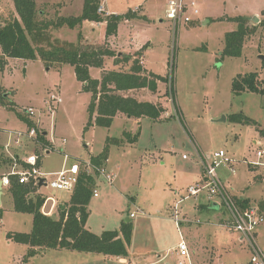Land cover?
Here are the masks:
<instances>
[{"label": "rangeland", "instance_id": "obj_1", "mask_svg": "<svg viewBox=\"0 0 264 264\" xmlns=\"http://www.w3.org/2000/svg\"><path fill=\"white\" fill-rule=\"evenodd\" d=\"M36 1L39 16L53 21L59 17L80 15L85 4V0ZM99 1L100 5L105 2ZM184 2H194L198 13L194 14V9H190L187 14L192 21L183 22L176 30L165 14L168 0H110L108 6L104 3L106 12L113 10L122 14L140 10L133 26L121 25V38L133 42V37L140 46L150 41V45L148 43L127 55L138 57L146 71L158 77L157 90L134 91L133 96L162 106L164 111L159 119L144 118L136 124L133 118L117 115L109 127L92 125L88 109L92 93L85 89L71 64L47 66L40 58H7L8 63L0 68V142L5 141L4 151L0 152V179L12 171L14 163H17L18 170L25 165L29 167L24 161L28 152L29 155H40L39 169L53 173L62 167L65 153L69 156V164L79 162L85 168L91 157L107 145H115L108 163L114 181L109 183L96 173L99 192L90 205L87 227L96 233L119 229L129 217L134 229L127 256L129 262L117 256L65 248H41L38 254L26 260L24 257L30 245L15 242L8 234L30 232L33 215L16 210L11 190L3 185L0 264H150L156 259V248L161 254L166 253L168 248L180 242L181 233L187 232L184 225L178 232L171 208L188 195L190 183H202L197 181L201 179L203 167L198 149L205 155L219 149L226 150L236 170L232 172L227 165H222L218 168V175L233 194L255 200L251 204H258L264 215V165H253L257 145L252 142L253 137H258L261 146L264 145V138L260 136L264 130V92H235L232 87L233 80L245 73L258 72L264 79V0ZM100 15L109 16L106 13ZM241 15L250 17L248 25L256 32L247 37L242 56H229L224 52L226 34L237 28L234 18ZM253 16H258V22ZM17 18L15 0H0V22ZM98 22L85 20L73 28L68 25L55 27L51 30L52 36L60 42H72L82 50L102 47L115 53L121 51L118 43L114 45L113 35L107 37L106 27ZM131 64L132 60L118 61L116 55H106L103 65L90 66L89 72L92 78L101 79L104 73L114 69L129 71ZM120 93L130 96L126 91ZM52 94H58L59 98L53 117L48 109ZM28 107L34 108V116L28 117L25 113L24 109ZM235 115L237 119L232 118ZM30 121L38 131H49L48 141L51 145L53 142L50 150L36 139L27 137L17 148L11 146L10 150L7 149L6 143L12 139L13 131L27 132ZM126 130L138 132L132 143L124 135ZM113 138L120 142L110 143ZM19 152L24 155L18 156ZM21 160L25 162L22 166ZM190 167H193L191 177L182 181L185 183L182 185L181 173ZM53 177L51 174L47 176L48 180ZM38 188L29 197L46 196V193L62 203L70 199L67 191L43 185L39 193ZM177 188L180 193L176 197L174 191ZM201 202L209 203L212 211L215 209L209 215L213 224L192 223L198 227L195 237L201 251H207L208 256L211 245H216L214 250L220 256L219 264H250L247 244L240 240L237 232L220 224L224 222L221 218L223 211L214 207L213 200L208 201L204 195L189 196L180 203L179 216L206 221L205 215L197 210ZM49 209L50 205L46 211ZM131 213L134 217L129 216ZM257 236L264 249V223L259 225ZM144 249H147L146 256L138 255ZM172 252L175 253V249ZM172 252L167 260L158 264H179L180 257L172 256Z\"/></svg>", "mask_w": 264, "mask_h": 264}, {"label": "trees", "instance_id": "obj_2", "mask_svg": "<svg viewBox=\"0 0 264 264\" xmlns=\"http://www.w3.org/2000/svg\"><path fill=\"white\" fill-rule=\"evenodd\" d=\"M99 0H85L83 11L73 17H59L53 21L39 16L36 0H15V8L19 18L6 20L0 26V68L8 63V57L37 60L42 59L47 66L52 64H71L79 80L84 82L86 90L91 91L92 99L88 109L90 110V122L92 125L109 127L114 117L122 113L129 117L159 119L164 108L152 101H140L134 96H125L120 91L132 88H147L157 90V79L152 72L146 71L138 57H132L122 53L118 56L114 50L107 48H94L82 50L72 42L55 40L51 30L55 27L68 25L70 28L82 24L85 20L105 21L106 36L117 32L118 25L123 20L139 17L136 12L129 11L125 14L110 13L107 18L101 16L97 9ZM238 23L235 30L226 34L224 52L229 56H242L243 45L255 28H250V17L240 16L234 18ZM262 22V21H261ZM55 40V41H54ZM139 54V52H138ZM116 55L118 61L130 62L129 71L114 69L103 74L101 79L92 78L89 72L90 66H102L104 56ZM235 92L251 90L264 92V79L258 72L245 73L235 78L232 82ZM237 119L235 115L232 117ZM246 120V118H245ZM242 121V120H241ZM247 121V120H246ZM30 126L34 122L30 121ZM264 134V130H262ZM128 142L135 141L138 134H126ZM44 143L50 142L44 134L39 135ZM119 143L117 138L110 139V143ZM109 146L90 159L91 165L97 168L103 167L108 158ZM27 167V165H25ZM82 172L77 186L68 202L59 206L58 218L46 214L43 211V203L46 196L37 195L35 198L29 194L38 188L32 183H19L18 177L10 176V187L16 210L28 212L33 215V227L30 232L9 233L8 236L15 242L30 245L24 259L28 260L41 251V248H65L75 251L101 253L105 256L127 257L132 244L133 222L123 221L116 230H104L96 234L89 230L87 220L90 214L89 205L96 187V173ZM239 204L246 209L251 204L248 198H237ZM2 216V208H0Z\"/></svg>", "mask_w": 264, "mask_h": 264}, {"label": "built area", "instance_id": "obj_3", "mask_svg": "<svg viewBox=\"0 0 264 264\" xmlns=\"http://www.w3.org/2000/svg\"><path fill=\"white\" fill-rule=\"evenodd\" d=\"M195 3L192 2L188 4L184 0H168V5L165 10V14L169 19L172 20L174 29H178L183 22H191L192 18L187 14L190 9H194V14L198 13V9L194 8ZM97 12L99 14L106 13L104 5H99ZM107 14V13H106ZM110 15V14H107ZM52 102L49 103V111L51 117L56 114L55 106L59 101L58 94H52L50 96ZM28 117L34 116L36 111L33 107H28L24 109ZM44 134V131H38L34 126H30L29 130L26 132L24 130L13 131V137L6 143V148L10 150L9 147H18L22 142L24 137L29 139H36V141L43 144V146L50 150L51 146L40 140L39 135ZM45 135V134H44ZM261 138H264L262 135ZM257 145L254 155L256 157L254 164L255 166L264 165V145L261 146V142L256 139L254 142ZM46 144V145H45ZM53 148V147H52ZM203 165V179L202 183L191 184L188 189L189 196L199 197L200 195H205L209 200H213V204L223 211L224 222L221 223L226 229H230L239 234L240 240L247 244L251 258L250 264H264V249L260 246L257 236V229L259 225L264 223L263 210L258 204H250L248 207L243 208L237 197L229 190L227 186L223 183L222 179L218 175V168L222 165H227L232 172H235V167L232 164V159L228 156L227 151L224 149L215 150L211 154L205 155L201 151H197ZM186 158V155H183ZM69 156L65 153L64 162L62 167L53 173L47 172L42 168H38V157L36 154L27 155L24 161L29 167H22L20 170L17 169V163L13 164L12 171L3 177L2 186L10 187V176L15 175L18 177L19 183H32L37 187H40V178L44 179V186L50 187L54 190H63L69 193H73L79 177L82 172L87 174H93L96 170V166L91 165L90 161L86 162L85 168H82L81 163L73 162L68 163ZM99 175L105 177L109 183H113L114 174L108 171L106 166L97 168ZM51 174L54 177L48 180L47 176ZM98 187L94 189L93 197L98 195ZM52 199V198H50ZM180 199L173 207L172 215L177 222L178 227L182 219L179 216L180 213V203L183 201ZM47 214V213H46ZM130 217H134V213L129 214ZM182 239L177 244L176 251L178 256H180L179 264H192L190 261V252L186 240Z\"/></svg>", "mask_w": 264, "mask_h": 264}, {"label": "crops", "instance_id": "obj_4", "mask_svg": "<svg viewBox=\"0 0 264 264\" xmlns=\"http://www.w3.org/2000/svg\"><path fill=\"white\" fill-rule=\"evenodd\" d=\"M110 0H105V5L107 4V6H108V2H109ZM104 3H103V5H104ZM105 8V7H104ZM138 11H140V10H138ZM138 11L136 12V14L138 15V16H140L139 14H138ZM105 12H106V9H105ZM107 14H110V13H116L115 11H113V10H110V12H106ZM127 13V12H126ZM116 14H121V13H116ZM122 14H125V13H122ZM135 18V19H134ZM134 18H129V20H123V21H121L120 23H119V25H118V28H117V32L115 33V34H113V37H112V41H113V43H114V45H116L117 43L122 47V50L121 51H119L118 50V54L119 53H124V54H130V53H134V51H137V50H140L141 48H143L145 45H147L148 43V45H150V41H148V43H146L144 46H140V44H138V42L137 41H134L133 40V37H131V41H133V42H127V38L125 39V40H122V38H121V36H122V34H121V32H120V30H121V25H123V24H130V26H131V24H132V26H133V24L136 22H134L133 23V21L134 20H137V18L138 17H134ZM147 18V17H146ZM264 20V19H263ZM207 21V20H206ZM2 24H4V22H1ZM98 23H100V24H102V25H104L105 27L107 26L106 25V22L105 21H100V22H98ZM105 34H106V29H105ZM132 35V34H131ZM112 36V35H111ZM110 36V37H111ZM118 38V40H115V39H117ZM130 40V39H129ZM135 42H136V45H133V43L135 44ZM139 46V47H138ZM148 47V46H147ZM129 50V51H128ZM144 53V52H143ZM120 56V55H119ZM12 60H18V59H23V58H11ZM144 63H145V61H144ZM58 65H60V66H62L63 64H58ZM144 68H145V66H143ZM146 69V68H145ZM141 90H143V92H148V91H150V89L148 90L147 88H144V89H137V88H132L130 91H128V90H126V92H128V94L131 96H133V94L136 92V91H138V92H141L142 93V91ZM135 91V92H134ZM137 93V92H136ZM138 95V94H137ZM136 95V96H137ZM140 98V97H139ZM138 100H140V101H147V100H142L141 98L140 99H138ZM119 116H122V117H128V118H130V119H134L135 121L134 122H136V124H139L140 122H141V119H144V118H147V117H141V118H135V117H129V116H127V115H125V114H122V113H120V114H118ZM127 133H130L132 136L133 135H135V134H137L136 132H134L133 130L132 131H128V130H126V131H124V135H126ZM0 134L2 135V133L0 132ZM44 134H45V137L47 138L48 136H49V131H44ZM262 135H264L262 132H260V136L262 137ZM50 139H51V137H50ZM256 139H258V137H253L252 138V142H254V140H256ZM47 140H49L48 138H47ZM52 141V140H51ZM3 143H5V141H3L2 140V142H0V152L2 153L4 150L2 149L3 148ZM114 144H115V142H114ZM52 145H53V142H52ZM51 145V146H52ZM113 147H115V145L113 146ZM113 147H109V152H108V158L106 159V161L104 162V165L106 166V168H107V170L108 171H112V169L110 168L111 166H109V161H110V155H111V151H112V148ZM53 148H55L56 149V147H53ZM20 149V148H19ZM102 151H103V149H102ZM101 151V152H102ZM197 151H201V150H197ZM101 152H99L98 154H100ZM0 153V154H1ZM32 153V152H31ZM30 153L28 152V153H25V157H26V155H29ZM36 155H38L37 153H35ZM97 154V155H98ZM22 155H24L23 153H21V152H19V154H18V156H22ZM96 155V154H95ZM94 155V156H95ZM39 156V159H38V165H39V163H40V155H38ZM24 158V157H23ZM185 159H187V158H185ZM20 162H22L21 163V166L22 165H24L25 164V162H23V160H21ZM193 167H190L189 168V170H185L184 169V171H182V173L181 174H183V177H182V180L180 181L181 182V184L182 185H184L185 183L184 182H182V181H184V180H189V178L191 177V172L193 171V169H192ZM203 167H202V175H201V179H199V180H197V181H202V179H203ZM189 185H191V183L189 184ZM189 185L187 186V187H189ZM43 187V186H42ZM42 187L40 186L39 188H38V192L40 193V192H42ZM5 191V189L3 188V192ZM174 193H175V196L177 197L178 195L177 194H179L180 193V191L178 190V188L177 189H175V191H174ZM45 195H46V199H45V202L43 203L44 205H43V211L45 212V213H47L48 215H51V216H53V217H56V218H58V216H59V212L57 211L58 209H59V206L60 205H62L63 204V206H64V203H62V202H60V201H58L57 199H55V197L54 196H51V195H47L46 193H45ZM71 193H70V197H71ZM234 195L237 197V198H248V199H250L249 197H242V196H239V195H237V194H235L234 193ZM50 198H52V199H50ZM204 198H206L205 197V195H204ZM185 199H187V198H185ZM94 200V197H93V199H91V203H92V201ZM207 200L208 201H211V200H209L208 198H207ZM251 200V202H254L255 200H253V199H250ZM69 201V200H68ZM68 201H65V202H68ZM178 202V201H177ZM176 202V203H177ZM91 203H90V205H91ZM209 204V203H208ZM208 204L207 203H204V202H201L200 203V205H198V208H197V210H198V213L199 214H203V215H205V218H206V221H204V220H202V219H198V220H192V219H188V218H181L182 219V221H181V223H180V227H178V229H179V231L178 232H180V228H183V225H184V228L185 229H187V232L186 233H181L182 234V236L183 237H185V240H186V242H187V244H188V248H189V252H190V254H189V256H190V261H191V263L192 264H219L218 263V261H219V255L215 252V248H217V246L216 245H211V247H212V249L210 250V254L207 256L206 255V252H202L201 251V249L199 248V245H198V240H197V238L195 237V232H196V230L198 229V227H194L193 225H192V223H194V222H196V225H197V223L198 224H201L202 222V224H213V222L211 221V218H210V214L213 212L214 213V211H215V209L212 211L209 207H208ZM48 205H50V209H49V211H46V207L48 206ZM90 205H89V210L91 209L90 208ZM14 206H15V204H14ZM174 207V206H173ZM173 207L171 208L172 210H173ZM214 207L216 208V206L214 205ZM186 215V214H185ZM89 216H90V214H89ZM214 216H215V214H214ZM223 217V216H222ZM221 217V218H222ZM88 219H89V217H88ZM223 219V218H222ZM88 221V220H87ZM176 222V221H175ZM87 224H88V222H87ZM201 224V225H202ZM215 224V223H214ZM221 224V223H220ZM121 226V225H120ZM86 227H87V225H86ZM88 228V227H87ZM197 228V229H196ZM89 230H91L90 228H88ZM116 229H118V228H116ZM116 229H114V230H116ZM104 231V230H103ZM102 231V232H103ZM229 231H232V230H229ZM102 232H97L98 234H100V233H102ZM94 233H96V232H94ZM96 233V234H97ZM181 236V237H182ZM179 242V241H178ZM177 244L178 243H176V244H174V245H172V247L171 248H168L167 249V251H166V253H164V254H161V252L160 251H158L157 250V248L154 250V257L156 258V259H154L153 261H151V263L150 264H158V263H160L162 260H167V258L168 257H170V255H171V252L175 249V251H176V247H177ZM218 250V249H217ZM216 250V251H217ZM141 252V251H140ZM143 252H145V253H143ZM146 252H147V249H144V251H142V254H144V255H142V254H138V255H140V256H146ZM150 253V252H149ZM168 254H170V255H168ZM136 255V254H135ZM135 255H132L131 257L132 258H135ZM172 256H174V257H180V256H178V254H177V251L175 252V253H173L172 252ZM110 257H112V256H110ZM121 259H122V261H125V262H129V258L130 257H120ZM145 264V263H144ZM168 264H170V262H168Z\"/></svg>", "mask_w": 264, "mask_h": 264}, {"label": "water", "instance_id": "obj_5", "mask_svg": "<svg viewBox=\"0 0 264 264\" xmlns=\"http://www.w3.org/2000/svg\"><path fill=\"white\" fill-rule=\"evenodd\" d=\"M253 20L254 21H256V22H258V16H253ZM1 25H3L1 22H0V26ZM122 53H119V55H121ZM2 184H3V180L2 179H0V203H1V196H2V194H3V187L4 186H2ZM43 184H44V179L43 178H40V182H39V185L40 186H43ZM126 221H130V218L129 217H127L126 219H125Z\"/></svg>", "mask_w": 264, "mask_h": 264}]
</instances>
